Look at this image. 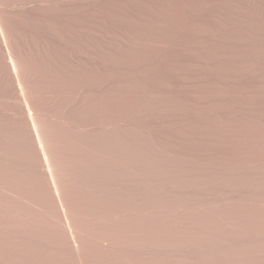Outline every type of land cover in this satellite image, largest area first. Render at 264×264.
I'll use <instances>...</instances> for the list:
<instances>
[{
  "label": "rangeland",
  "instance_id": "obj_1",
  "mask_svg": "<svg viewBox=\"0 0 264 264\" xmlns=\"http://www.w3.org/2000/svg\"><path fill=\"white\" fill-rule=\"evenodd\" d=\"M88 1L147 156L150 240L174 264H264V0Z\"/></svg>",
  "mask_w": 264,
  "mask_h": 264
},
{
  "label": "bare ground",
  "instance_id": "obj_2",
  "mask_svg": "<svg viewBox=\"0 0 264 264\" xmlns=\"http://www.w3.org/2000/svg\"><path fill=\"white\" fill-rule=\"evenodd\" d=\"M93 3L0 0L1 264L175 263L148 235L147 156Z\"/></svg>",
  "mask_w": 264,
  "mask_h": 264
}]
</instances>
